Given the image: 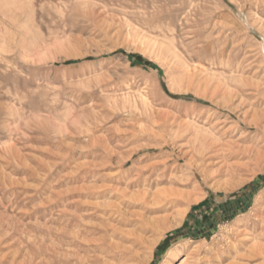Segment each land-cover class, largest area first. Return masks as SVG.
I'll return each instance as SVG.
<instances>
[{
    "label": "rangeland",
    "instance_id": "374dc122",
    "mask_svg": "<svg viewBox=\"0 0 264 264\" xmlns=\"http://www.w3.org/2000/svg\"><path fill=\"white\" fill-rule=\"evenodd\" d=\"M256 121L264 0H0V264H264Z\"/></svg>",
    "mask_w": 264,
    "mask_h": 264
},
{
    "label": "bare ground",
    "instance_id": "6f19581e",
    "mask_svg": "<svg viewBox=\"0 0 264 264\" xmlns=\"http://www.w3.org/2000/svg\"><path fill=\"white\" fill-rule=\"evenodd\" d=\"M253 125H255V127L256 128H258L259 130L260 129H262V130H264V126H263V124H262V122L261 121H256ZM239 147V146H238ZM232 149V148H231ZM245 152V151H244ZM235 153V152H234ZM211 158V157H210ZM192 167V166H191ZM202 173V172H201ZM202 176H203V174H201ZM131 184V183H130ZM135 184V183H134ZM139 184V183H138ZM135 186V185H134ZM137 186V185H136ZM129 188V187H128ZM102 193H104V192H102ZM113 193V192H112ZM125 193V192H124ZM177 193V192H176ZM106 194V193H105ZM170 194V193H169ZM141 195H142V193H141ZM140 195V196H141ZM170 195H172V194H170ZM177 195V194H176ZM175 194H174V196H176ZM97 196V195H96ZM101 197L102 196H104V194H102V195H100ZM106 196V195H105ZM120 196V195H119ZM130 196V195H129ZM147 195H146V193L143 195V196H141L140 198H139V200L138 201H136V203H133V201H131L130 199V202H127V196H124L123 198H119V199H117L113 204H108V203H106L107 205H108V207H106L104 210H101V211H99V215H100V213H101V216L103 217V218H101V219H103V220H100V221H102V223L101 224H99L97 227H94L93 225V230H94V232H95V230H99L100 231V233L101 232H103V235H104V233H106L107 234V236L109 235V237L110 236H114V235H116L115 233H117V232H119V231H121V229H120V227L121 226H123V225H127L128 223H134L135 221H137V220H139V221H141L142 223H144V225L146 226V227H148V226H156V223H159L160 221H162V220H164V218H160V217H155V215H157L159 212L161 213H163V211H166V208L164 207V206H161L162 205V203L164 202H167V199H164V200H162V201H159V202H156V201H152L151 199L150 200H148L147 199ZM150 197V196H149ZM178 197H179V195H178ZM129 198H133V197H129ZM167 198H169V197H167ZM171 198V197H170ZM133 200V199H132ZM169 200V199H168ZM93 204V203H92ZM103 205V204H102ZM153 205V206H152ZM166 205V204H165ZM100 206V205H99ZM138 207V208H140V209H142V210H146V212L147 213H149L151 216H152V218L150 217V218H148V219H145V217L146 216H148V215H146L144 212H139V211H131V207ZM161 206V207H160ZM104 208V207H103ZM98 212V211H97ZM94 216H95V214H93ZM95 217H97V216H95ZM81 218V217H80ZM83 218V217H82ZM84 219V218H83ZM82 219V220H83ZM165 219H167V217L165 218ZM97 220V219H96ZM86 221V220H85ZM166 221V220H165ZM164 221V222H165ZM98 222H99V220H98ZM167 222V221H166ZM136 224V223H135ZM163 224V223H162ZM89 225V224H88ZM134 225V224H133ZM131 226V225H130ZM85 227H86V225H85ZM157 227V226H156ZM155 227V228H156ZM167 227V226H166ZM90 228V227H89ZM92 228H90V229H92ZM122 228V227H121ZM123 229V228H122ZM153 229V228H152ZM167 228H163V231H165ZM92 230V231H93ZM157 230V229H156ZM96 231V232H97ZM119 234V233H118ZM117 234V235H118ZM123 234V233H122ZM92 235V234H91ZM127 235V234H126ZM133 235V234H132ZM124 236V235H123ZM138 236V235H137ZM100 239V238H99ZM99 239H98V241H99ZM111 239V238H110ZM89 241H93V243H94V241L95 240H89ZM88 241V242H89ZM101 241H103V242H105L106 241V235L104 236V238H101ZM73 242V241H72ZM71 243V242H70ZM93 243H89V244H93ZM85 245H86V243H84ZM95 244V243H94ZM96 244H97V241H96ZM73 245H75V244H73ZM81 245V244H80ZM76 246V245H75ZM103 246H104V244H103ZM77 247V246H76ZM83 247V246H82ZM92 247V246H91ZM97 247H100V245H98ZM87 249V248H86ZM91 249V248H90ZM95 249H96V247H95ZM101 249H102V247H101ZM125 249V248H124ZM123 249V250H124ZM130 249V248H129ZM98 250V249H97ZM95 251V250H94ZM180 253V252H179ZM74 256L76 257V255L74 254ZM169 256H171V257H174V258H176L177 256H178V253H173L172 252V250H171V252H170V254H169ZM64 257H66V258H69V255H64ZM81 257V256H80ZM79 257V258H80ZM27 258V257H26ZM60 258H61V256H60ZM63 259V258H62ZM80 259H82V258H80ZM61 260V259H60ZM75 260V259H74ZM42 261V260H41ZM78 261V260H77ZM60 262V261H59ZM63 263H64V261H63ZM72 263V262H71ZM78 263V262H77ZM84 264H86V263H84Z\"/></svg>",
    "mask_w": 264,
    "mask_h": 264
}]
</instances>
